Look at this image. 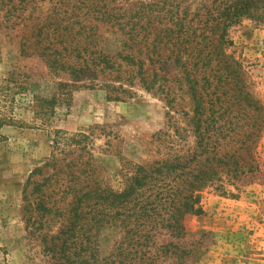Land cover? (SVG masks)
<instances>
[{
	"label": "rangeland",
	"instance_id": "374dc122",
	"mask_svg": "<svg viewBox=\"0 0 264 264\" xmlns=\"http://www.w3.org/2000/svg\"><path fill=\"white\" fill-rule=\"evenodd\" d=\"M111 1L109 12L122 18L107 23L53 0H0V264H264V21L225 24L221 51L239 74L233 85L219 81L223 71L214 65L207 70L205 117L218 123L210 154L201 155L185 74L169 48L156 42L153 49V35L135 45L125 25L199 21L195 14L215 11L220 1ZM61 32L85 52L56 43ZM44 47L59 53L42 56ZM157 162L184 166L167 184L189 177L182 172L200 173L199 190L181 198L196 195L201 213L181 208L176 224L162 228L174 211L159 208L137 229L115 215L118 206L82 235L61 233L76 198L100 189L119 194L139 167ZM149 195L141 198L152 201Z\"/></svg>",
	"mask_w": 264,
	"mask_h": 264
},
{
	"label": "trees",
	"instance_id": "16d2710c",
	"mask_svg": "<svg viewBox=\"0 0 264 264\" xmlns=\"http://www.w3.org/2000/svg\"><path fill=\"white\" fill-rule=\"evenodd\" d=\"M53 1H55V6L57 7H75L79 12L76 14L77 16H80L84 10H86L84 15L95 12L98 14L96 18L97 21L112 23L114 21H119V19L122 18L121 16L109 12L115 10L114 7L112 9L109 8V2H112L111 0ZM218 1H220V3L215 11L210 10L209 8H204L205 14H200V12L195 14L194 19H199V21L186 22L187 19L183 17L177 18V21H172L169 25L162 26H156L150 22L144 24L139 21H132L125 25V28H128L127 34L129 40L135 45H145L146 41L149 42V36L153 35L154 39L152 43H149L152 44L153 49H156L157 47L154 45L156 42L158 43V46H162L166 49L169 48L168 50L171 52L169 57L170 60H173L174 65L185 74L186 80L193 91L192 96L195 108L192 121L195 137L197 139V146L201 150V155L210 154V144H208L211 141L210 134L212 130L217 128L216 124L218 123L215 119L205 117L207 109L202 95V86L208 83V78L206 76L207 70L217 68V72L223 71V74L219 77V81L233 85L235 80H237L235 75L239 74V64L221 51V49H223L222 47L228 43L224 34L225 29L228 26L225 24L229 21H238L243 17L256 21H264V0ZM216 2L217 0L214 1V3ZM103 9H105V11H103ZM115 26H119V30H124V25L121 23L111 24V27ZM219 31L218 39L215 41L213 36ZM63 35L62 32L59 34L62 39L61 41L57 40L56 43L60 42L61 44L69 45L72 48V51L78 52L79 55L82 52H85V47L82 46L80 41L74 43L75 41L72 40V42L68 43ZM139 37L141 38V41H138ZM214 41L216 42V45L214 44ZM46 42L49 45H52V41L48 40ZM43 50L44 51L41 55L49 58L52 57L54 52L48 54L46 53L47 51L51 50L55 51V54L59 53L57 50H54V48L49 47H44ZM149 56L150 55H147V59L150 60L151 65H157L158 61ZM102 60L107 69L113 68V65L110 64L107 58ZM126 60L131 63H136V59L133 56L127 57ZM48 61L49 63H52L56 62V59H49ZM137 62L144 64L142 59H138ZM212 65H214L215 68ZM141 70L142 68H140L139 74L143 73ZM198 75H202L201 80ZM214 158H217V156H214L213 160ZM205 159L206 162L210 161L208 157ZM192 160L197 159L193 158ZM183 167L184 166L178 164L173 165L169 162H157L156 166L152 165L148 168L139 167L135 176L129 179L126 188L119 194L111 190L102 189L84 193L82 196L76 198L68 222L66 225H63L61 233L69 234L72 238L77 232H81L80 235H82L85 226L92 222L96 224L100 221V219L97 220V215L102 214L111 208L116 209L118 206H121L118 209H122V211H117L115 215L123 216L124 221L129 220L128 223L137 226V229L144 224L146 226L150 220H155L153 219L154 213L159 208L174 211L173 214L169 216L167 215V217L161 219L159 224H161L162 228H164L165 222H170L171 224L168 227L171 228L173 222L176 224V213H179V209L181 208H183V211L193 215L201 213V210L195 209L197 201L196 195H191V197L188 198L191 201L185 199V202H182L181 198L183 192L199 190L201 187V179L199 178L200 173L195 174L194 171H191L189 174H186L182 172L181 175L189 177L183 179L180 183L167 184L166 182V178H169L170 174L175 172L176 169H181ZM176 174L178 175V173ZM181 175H178L177 177L181 178ZM159 182L163 184L161 187L158 184ZM147 191H151L149 197H155L152 201L145 202L144 199L141 198L142 192ZM158 198L159 201L157 200ZM96 205H100L102 209H97V207H95ZM150 211L152 214H150ZM143 220L145 221L142 222ZM137 229L136 232H139ZM163 248L167 249V246ZM172 264H183V262H180L178 259Z\"/></svg>",
	"mask_w": 264,
	"mask_h": 264
}]
</instances>
